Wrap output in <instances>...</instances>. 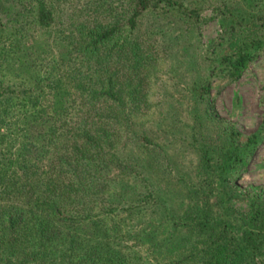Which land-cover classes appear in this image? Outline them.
<instances>
[{
  "label": "trees",
  "instance_id": "16d2710c",
  "mask_svg": "<svg viewBox=\"0 0 264 264\" xmlns=\"http://www.w3.org/2000/svg\"><path fill=\"white\" fill-rule=\"evenodd\" d=\"M68 2L0 0V264H264V188L252 187L246 210L232 206L264 120L250 136L233 127L220 143L196 140L195 173L179 177L186 208L166 207L170 189L155 185L172 170L162 167L171 144L135 123L156 46L141 18L184 22L200 9L81 0L80 22L54 31ZM244 2L225 12L234 14L221 22L224 47L207 53L208 71L192 85L199 127L214 78L239 77L264 57V18L251 15L260 4Z\"/></svg>",
  "mask_w": 264,
  "mask_h": 264
},
{
  "label": "rangeland",
  "instance_id": "374dc122",
  "mask_svg": "<svg viewBox=\"0 0 264 264\" xmlns=\"http://www.w3.org/2000/svg\"><path fill=\"white\" fill-rule=\"evenodd\" d=\"M68 1L58 12L54 31H67L82 19L79 16L81 0ZM188 1L200 9V18L182 22L178 16L166 13L162 16L151 13L141 18L143 36L154 38V42L150 39L147 42L156 46L152 52L148 51L155 60H149L148 66L141 71L139 83L145 89L143 98L145 95L148 104L142 115L135 118V123L157 143L165 147L171 144L168 149L170 159L163 161L166 163L162 167L168 169L172 164V170L154 176L159 178L155 181L156 186L170 189L168 208L189 207V200L182 196L179 177L191 168L190 172L195 173L193 167L199 161L197 139L198 143H204L203 139L206 143H220L233 127L250 136L259 131L264 120V57H260L239 77L221 75L214 78L201 104L202 125L197 126L198 99L193 98L192 85L208 71L209 67L204 64L207 53L224 47L221 22L234 14L230 11L225 16V12L246 3L244 0ZM256 3L260 5L256 12L250 9L251 15L260 14L264 18V0H256ZM42 52L46 57L47 53ZM43 57L39 62H44ZM123 70L128 71V68ZM184 97H188L187 100ZM126 147L132 151L131 146H123ZM235 181L244 196L233 200L232 206L246 210L250 206L246 196L253 192L252 187L264 188V139L250 156L248 167L240 171Z\"/></svg>",
  "mask_w": 264,
  "mask_h": 264
}]
</instances>
